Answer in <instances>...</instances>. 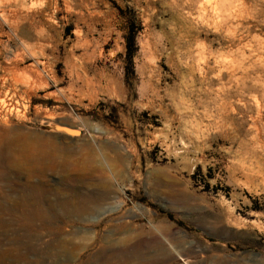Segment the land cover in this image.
<instances>
[{"label":"rangeland","instance_id":"obj_1","mask_svg":"<svg viewBox=\"0 0 264 264\" xmlns=\"http://www.w3.org/2000/svg\"><path fill=\"white\" fill-rule=\"evenodd\" d=\"M0 100V264H264V0H0Z\"/></svg>","mask_w":264,"mask_h":264},{"label":"bare ground","instance_id":"obj_2","mask_svg":"<svg viewBox=\"0 0 264 264\" xmlns=\"http://www.w3.org/2000/svg\"><path fill=\"white\" fill-rule=\"evenodd\" d=\"M15 2V1H14ZM226 7V6H225ZM32 9V8H31ZM2 11V10H1ZM29 11V10H28ZM13 12V11H12ZM15 12H16V10H15ZM5 13V12H4ZM8 13V12H7ZM14 13V12H13ZM29 13V12H28ZM221 13V12H220ZM11 14V13H10ZM15 15H16V13H14ZM9 15V14H8ZM14 15V16H15ZM19 15V14H18ZM26 15V14H25ZM3 16V15H2ZM6 16V15H5ZM11 16V15H10ZM13 16V17H14ZM9 17V16H8ZM12 17V16H11ZM25 17V16H24ZM2 20V19H1ZM4 20V19H3ZM6 20V19H5ZM24 20V19H23ZM14 21V20H13ZM16 22V21H15ZM17 23H19V22H17ZM21 24H22V22H21ZM13 25V24H12ZM16 25V24H15ZM14 25V26H15ZM24 25V24H23ZM20 27V26H19ZM23 30V29H22ZM20 31V30H19ZM35 31V30H34ZM37 31V30H36ZM40 31V30H39ZM229 31V30H228ZM17 33V32H16ZM37 33V32H36ZM33 34H34V32H33ZM36 35V34H35ZM21 36V35H20ZM21 38V37H20ZM24 49V48H23ZM11 53V52H10ZM12 56H13V54H12ZM12 56H11V58H12ZM31 56V55H30ZM14 58H15V54H14ZM204 60V59H203ZM12 61V60H11ZM7 63V62H6ZM11 63V62H10ZM13 63V62H12ZM11 63V64H12ZM16 63V62H15ZM11 66H13V65H11ZM16 66H14V68H15ZM13 68V69H14ZM0 102H1V100H0ZM2 103V102H1ZM71 131V130H70ZM68 133H70L69 135L70 136H72V137H74V136H77L78 135V132L77 131H71V132H68ZM109 191V190H108ZM109 193V192H108ZM76 204V207H73V211L72 212H76V213H79L81 210H82V208H83V206H84V204H83V202L82 201H80V200H77V202L75 203ZM73 205V204H72ZM71 205V206H72ZM66 208H68V207H66ZM40 210V209H39ZM66 211L69 213L70 212V209L69 210H67L66 209ZM43 212V211H42ZM55 212V211H54ZM47 213V212H46ZM33 213H30V215H32ZM42 214V213H41ZM156 231H158V230H156ZM161 233V232H160ZM164 236V235H163ZM165 240V239H164ZM170 243V242H169ZM176 251V250H175ZM168 252V251H167ZM172 252V251H171ZM173 253V252H172ZM180 254V253H179ZM167 255V254H166ZM178 255V254H177ZM170 256H173V254L172 255H170ZM158 257V256H157ZM169 259H171V257L169 258ZM162 260V259H161ZM165 261V260H164ZM185 262V261H184ZM183 262V263H184ZM155 263V262H154ZM153 263V264H154Z\"/></svg>","mask_w":264,"mask_h":264},{"label":"water","instance_id":"obj_3","mask_svg":"<svg viewBox=\"0 0 264 264\" xmlns=\"http://www.w3.org/2000/svg\"><path fill=\"white\" fill-rule=\"evenodd\" d=\"M72 131V130H71ZM64 132L66 133V130H64Z\"/></svg>","mask_w":264,"mask_h":264}]
</instances>
